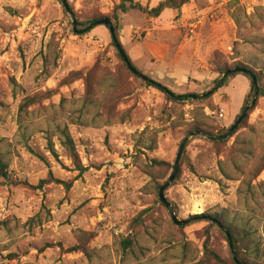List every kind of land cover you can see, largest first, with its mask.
I'll use <instances>...</instances> for the list:
<instances>
[{"label": "rangeland", "instance_id": "obj_1", "mask_svg": "<svg viewBox=\"0 0 264 264\" xmlns=\"http://www.w3.org/2000/svg\"><path fill=\"white\" fill-rule=\"evenodd\" d=\"M66 1L79 21L111 22L121 2ZM135 1L153 8L162 0ZM121 18L133 65L197 98L175 103L146 86L106 26L76 34L59 0H0V158L10 175L0 177V264H235L218 226L199 219L180 228L157 187L196 125L217 134L235 124L247 78L198 98L221 73L246 67L264 84V0H192L158 18L133 11ZM234 132L217 145L191 138L190 166L180 162L165 194L180 220L222 216L250 232L258 249L247 255L262 264L264 98ZM50 174L71 188L40 187Z\"/></svg>", "mask_w": 264, "mask_h": 264}, {"label": "trees", "instance_id": "obj_2", "mask_svg": "<svg viewBox=\"0 0 264 264\" xmlns=\"http://www.w3.org/2000/svg\"><path fill=\"white\" fill-rule=\"evenodd\" d=\"M191 1L192 0H162L158 3L157 6L150 8L149 6H144L140 2H136L135 0H121L119 5H117L113 11V17H114L115 22H111L109 19H85L83 21H79L76 18V16L74 15L75 19H76V27L74 28V32L76 34H81V35L88 34L92 31V29L95 28V27L90 28L91 25H93L96 22L102 21V20H109L113 25L116 39L118 40L119 45L123 49L125 56H122L119 53V51L116 48V45L114 44L113 39H112V46L114 47L117 55L119 56L121 61L125 64V66L128 68V66L126 64V61H127L137 71L136 73H132L133 76L135 78H137L138 80H141L146 86L153 88V89L159 91L160 93H162L169 101L175 102V103H180V104H185L188 102H192L193 101L192 96H194V95H189V94L178 95V94L174 93L173 91H171L168 87L161 84L160 82L155 81L151 77H149V76L145 75L144 73H142L141 71H139L133 65V62L131 61L130 57L126 54V52L123 48V45L121 43V40H120V34L122 31L121 15L127 14L130 11H133V12H138V13L147 15L149 18H158L166 10H175V11L181 10L182 8H184L185 6L190 4ZM59 2L62 4V0H59ZM71 10L74 14V10L73 9H71ZM227 72H229V74L226 77H223V75ZM239 75H242L249 80L250 91H249L248 95L244 98L242 107L239 111V114L236 117L235 123L239 120V118L244 113H246L248 115V113L251 112L255 108L257 100L259 98H264L263 79L259 74L255 73L254 71H252L246 67H239V66H237L236 68H234L232 70H225L223 73H221V77H220L221 81H219L218 79L215 81V85H217V83H218L216 91L211 90V91L204 94V95H206L204 97L206 100L212 98L220 89L227 88L229 86L230 82H232ZM253 77L256 80V86L259 88L257 99H255L256 86L253 83ZM229 130L230 129L220 130L217 134H213V133L210 134V133L204 132L200 125H196L192 129V132L190 134H192L194 132H201L205 135H209L212 137H222V136L226 135ZM62 132H63L62 133L63 137L65 138V142H64L65 147H67L71 151L73 156L76 155L75 146H74V143L72 141L70 134L68 133L67 130H64ZM235 133L236 132H234L233 134H235ZM226 142H227V139L226 140L211 141V143L215 144V145L226 143ZM187 146H188V144H187ZM187 146H186V148H187ZM186 148L184 149L181 161H187V164L190 166V161L186 155ZM153 162L155 165H158V166L166 165V163H164V162H157V161H153ZM179 166H180V164H179ZM0 177H2L3 179H7V180L10 179V175L8 173V164L5 163L3 157L0 158ZM52 182L64 185L67 190H69L71 188V183H65L63 181H59L57 179H54L51 174L49 176V179L41 181L39 186L42 187L44 184L52 183ZM162 187L163 186L157 187L158 197H159V191ZM166 191H165V193H166ZM165 196H166V194H165ZM159 203L164 205L160 199H159ZM171 206L173 208L172 204H171ZM173 210H174V208H173ZM195 217L198 218L200 216H194L192 218H195ZM214 218L218 219L230 232L231 239L233 242V248L235 250L237 259L243 264H256V262L254 263V261L250 257V255H247V252L252 254V252H255V250L258 249V246L256 245L254 239L252 238V234L250 232H248L242 228L236 227V226H226L224 221L222 220L223 219L222 216L221 217L215 216ZM140 220H141V216H138L137 219H135V223L137 222V224H139ZM212 225L217 226L213 223H212ZM180 228H184V226H182ZM227 241H228V239H227ZM228 244H229V241H228ZM123 245L125 246V248L129 247L131 245V240L127 239V240L123 241ZM75 250L76 249H71V251H75ZM208 252L211 256H214V258L218 259L217 255H215L214 253H212L210 251H208ZM262 264H264V262Z\"/></svg>", "mask_w": 264, "mask_h": 264}, {"label": "water", "instance_id": "obj_3", "mask_svg": "<svg viewBox=\"0 0 264 264\" xmlns=\"http://www.w3.org/2000/svg\"><path fill=\"white\" fill-rule=\"evenodd\" d=\"M62 4L65 8V11L66 13L69 15L71 21H72V24L74 26V28L76 27V19H75V16L68 4V2L66 0H62ZM99 25H104L106 26L110 33H111V36H112V39L114 41V44L116 45V48L117 50L119 51V53L122 55V56H125V53L123 51V49L121 48V46L119 45L118 43V40L116 39V36H115V31H114V28H113V25L112 23L109 21V20H102V21H99V22H96L94 23L93 25L90 26V28H93V27H97ZM126 64L129 68V70L132 72V73H136L137 71L131 66V64L129 62L126 61ZM229 74V72L225 73L223 75V77H226L227 75ZM222 77V78H223ZM221 81V79L219 80ZM218 81V82H219ZM253 83L255 84L256 86V80L255 78L253 77ZM217 86H218V83L217 85L214 87L213 91H216L217 89ZM258 92H259V88L256 86V92H255V99L258 98ZM206 95H202V96H198V98H204ZM193 98H197V96H193ZM247 116L246 113H244L240 118L239 120L230 128V130L227 132L226 135L222 136V137H212V136H209V135H205L201 132H194L192 134H190L188 137H186L184 139V141L182 142L181 146H180V149L178 151V155H177V159H176V162H175V165H174V171L172 173V175L170 176L169 180L165 183V185H163V187L160 189L159 191V199L162 201V203L164 204V206L166 207V209L168 210L169 214H170V217L172 219V221L178 225V226H185L191 222H194V221H197L199 219H203V220H208L212 223H214L215 225H217L221 231H223L229 241V247H230V250H231V253H232V257H233V260L235 262V264H243L241 263L238 259H237V256H236V253H235V250L233 248V242H232V239H231V234L230 232L228 231V229L216 218L214 217H211V216H200L198 218H192V219H187V220H180L176 214L174 213V210L171 206V204L169 203V201L167 200L166 196H165V191L171 186V184L175 181L178 173H179V164H180V161H181V158H182V155H183V152H184V149L186 148L188 142L191 140V138L193 137H204L206 138L207 140L209 141H217V140H226L228 137L231 136V134L241 125V123L244 121L245 117Z\"/></svg>", "mask_w": 264, "mask_h": 264}, {"label": "built area", "instance_id": "obj_4", "mask_svg": "<svg viewBox=\"0 0 264 264\" xmlns=\"http://www.w3.org/2000/svg\"><path fill=\"white\" fill-rule=\"evenodd\" d=\"M223 115H221V117H222Z\"/></svg>", "mask_w": 264, "mask_h": 264}]
</instances>
